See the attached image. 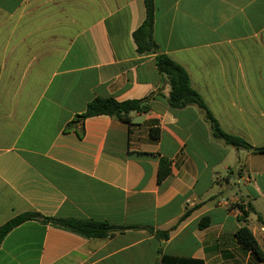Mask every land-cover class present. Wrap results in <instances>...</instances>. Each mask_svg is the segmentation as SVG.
Returning a JSON list of instances; mask_svg holds the SVG:
<instances>
[{
	"label": "crops",
	"instance_id": "crops-1",
	"mask_svg": "<svg viewBox=\"0 0 264 264\" xmlns=\"http://www.w3.org/2000/svg\"><path fill=\"white\" fill-rule=\"evenodd\" d=\"M145 19L144 0H0V227L36 212L130 228L89 238L27 221L0 264H264L235 236L247 226L264 254V154L216 139L198 106H169L158 53L134 39ZM153 40L226 133L264 146V0H155ZM96 98L149 110L70 127ZM238 204L255 212L242 221Z\"/></svg>",
	"mask_w": 264,
	"mask_h": 264
},
{
	"label": "trees",
	"instance_id": "trees-1",
	"mask_svg": "<svg viewBox=\"0 0 264 264\" xmlns=\"http://www.w3.org/2000/svg\"><path fill=\"white\" fill-rule=\"evenodd\" d=\"M146 6V19L142 26L134 32V39L139 52L153 51L157 54L156 66L161 74L166 76L171 92L168 98V104L173 109H182L190 105H196L204 111L205 118L211 126L213 136L216 139L222 140L226 145L238 149H246L255 154H264V146L255 147L249 144L241 137L226 133L220 126L218 120L213 116L208 109L203 98L191 87L189 75L183 67L174 62L165 54L158 52V46L153 40V27L155 21V0H144ZM148 98L143 100H130L118 102L114 98H96L92 100L84 113L77 115L75 120L70 124V127H79L80 132L84 131V122L86 119L101 115L115 117L121 121L130 123L132 112H147L149 110ZM152 136L157 138L159 130L153 129ZM171 173V162L168 159L160 158L159 162V182L167 178ZM242 215L240 219L245 221L251 212H255L252 205L244 206L242 204L235 205ZM190 211L183 215L180 221L186 219ZM40 220L45 224H53L63 227L75 233L81 234L89 238H106L115 231L130 229L128 227H116L107 222L79 220V219H64L50 218L42 216L36 212H25L17 215L0 227V245L4 238L19 225L31 221ZM208 220H203L200 227H206ZM174 229V227H173ZM157 235L161 239H168L170 231H161ZM238 243L246 250L254 253L260 260H264V254L255 240L252 232L247 226H243L236 232ZM160 264H203L201 261L163 256Z\"/></svg>",
	"mask_w": 264,
	"mask_h": 264
},
{
	"label": "built area",
	"instance_id": "built-area-1",
	"mask_svg": "<svg viewBox=\"0 0 264 264\" xmlns=\"http://www.w3.org/2000/svg\"><path fill=\"white\" fill-rule=\"evenodd\" d=\"M261 234L264 237V227L261 228Z\"/></svg>",
	"mask_w": 264,
	"mask_h": 264
}]
</instances>
